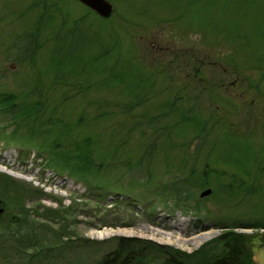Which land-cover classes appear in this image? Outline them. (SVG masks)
Segmentation results:
<instances>
[{
    "label": "trees",
    "instance_id": "trees-1",
    "mask_svg": "<svg viewBox=\"0 0 264 264\" xmlns=\"http://www.w3.org/2000/svg\"><path fill=\"white\" fill-rule=\"evenodd\" d=\"M162 1L174 5L170 7L172 12L163 11L152 23L179 24L185 34L195 32L210 45L216 43L217 46L224 42L228 48L225 54L235 67L237 61L230 56L244 53L242 51L246 46H253L256 40L242 31L235 17H225L224 21L220 19L225 12L215 11L217 0ZM236 1L232 0V4ZM73 2L78 0L27 1L25 10H31L34 14L32 24L28 31L17 35L11 50L8 47L6 49L14 59L35 66L37 76L33 75L34 79L29 80L26 87L8 89L1 86V140L34 148L38 155L44 156L46 166L83 181L99 196L109 191L117 195L124 193L120 184L106 186L105 182L109 169L120 163L129 169L142 171L146 181H152L148 168L141 163L144 158L148 161L158 145L162 149L160 152H165L166 162L172 163L174 167L177 165L178 171L181 170L180 160L184 162L192 156L193 163L187 166L184 175L185 182L190 185H211L214 192H224L228 199H232L231 195L240 194V200L264 187V147L258 149L261 156L257 158L258 151L244 136L239 137L230 124L224 130L216 131L198 167L195 163L198 151L208 130L213 127L210 125L204 131L205 123L209 119L217 123L219 117L210 109L207 111L209 116L204 115L203 105L193 100L198 95L186 92L185 85L176 89L169 84L155 87L153 81L162 70H146L138 60L118 58L116 41H109L108 44L101 40V29L99 31L91 20L92 16H96L92 9L84 6L85 12L75 18L71 15L72 19L68 20L69 6ZM49 26L52 29L43 35ZM258 34L264 39V32ZM74 40L79 41L77 50L63 52V43ZM41 48L43 53L39 57ZM260 57H263V64L251 68H258L263 74L264 51ZM140 65L141 76L137 74V66ZM132 67L135 68L134 72ZM197 68L192 67L195 73L198 72ZM235 69L238 71L239 68ZM30 77L32 75L27 74L25 81ZM144 81L149 83L144 84ZM110 89L115 95L120 94V97L124 94L129 96L119 100L104 98ZM151 97L154 102L146 109L143 105ZM112 105L117 108H111ZM213 110H216V106ZM164 118H171V121L161 122ZM147 127L151 128V137L144 141L148 134ZM133 131L139 141H132V145H129L131 138L135 140L134 135L130 134ZM136 144L142 148L137 157L129 148ZM189 145H194L193 149H196L190 150ZM219 161L236 170H224L218 165ZM257 179H260V183ZM141 183L133 180L125 189L133 191ZM164 188L174 190L179 198L182 195L173 184L165 185ZM34 191V188L25 186L7 174L0 175V204L17 207L10 217L0 220V231L10 230L14 240L21 241L19 246L23 248L26 245L20 228L22 224L29 226V222L23 220L27 216L23 198ZM194 206L198 208L196 202ZM45 209L53 210L49 207ZM221 221L227 224V228L222 226L226 230L192 252L159 244L148 238L118 236L113 247L90 264H254L251 259V240L255 234L236 232L234 228L238 223H244L243 227L261 228L264 227V218L256 217L242 222L227 216ZM82 241L79 244H87Z\"/></svg>",
    "mask_w": 264,
    "mask_h": 264
},
{
    "label": "rangeland",
    "instance_id": "rangeland-1",
    "mask_svg": "<svg viewBox=\"0 0 264 264\" xmlns=\"http://www.w3.org/2000/svg\"><path fill=\"white\" fill-rule=\"evenodd\" d=\"M27 1L0 0V88L2 85L8 89L26 87L29 80L34 79L33 75H36L35 66L14 59L8 53L17 35L28 31L32 24L34 14L31 10H25ZM109 1L112 4L110 15L102 19L104 16L93 10L96 16H92L91 20L96 23L97 29H101L102 41L108 44L109 41H116L117 57L138 60L146 70H162L153 81L155 87L169 84L177 88L185 85L186 92L198 95L193 100L203 105L204 115L209 116L207 111L210 109L219 117L217 123L211 119L205 123L204 131L210 125L213 127L208 130L198 151L196 165L199 167L202 164L216 131L224 130L229 124L239 137L244 136L253 149L258 151L256 155L260 158L258 149L264 147V73L251 66L263 64V57L259 56L264 51V39L258 33L264 32V0H235L233 4L232 0L216 2L215 11L225 12L220 16L222 21L225 17H235L242 31L256 38L253 42L255 49L248 45L242 51L244 53L230 56L237 61L236 67L230 64V58L225 54L228 48L224 42L217 46L216 43L210 45L203 42L201 35L195 32L185 34L179 24L152 23L163 11L172 12L170 7L174 5L171 2ZM78 2L69 6L68 20L71 15L75 18L85 12L86 5ZM51 27H47L43 35ZM78 47V40L65 41L63 52L70 49L74 51ZM38 52L40 57L43 49ZM193 66H198L197 73L193 71ZM141 67L137 66L139 76L142 75ZM234 67L239 68L238 71ZM27 74L32 77L25 81ZM38 83L42 86V83ZM114 93L110 89L102 95L109 100L129 96L124 94L120 97V94ZM152 98L143 105L146 109L152 106ZM215 106L216 110H213ZM110 107L117 108L116 105ZM150 110L152 112V107ZM170 121L171 118L161 120ZM150 131L151 128L147 127L148 134L144 141L151 137ZM130 134L134 135L135 140L131 138L129 145H132V141H139L134 131ZM129 148L136 153V157L142 150L137 144ZM189 148L196 149H193L194 145H189ZM161 150L158 145L154 149L155 154L153 152L147 162L144 158L141 163L148 168L152 181H146L142 171L129 169L120 163L109 169L105 182L106 186L120 184L124 193L117 195L109 191L99 196L83 181L46 166L44 156L38 155L34 148L5 143L0 139V175L7 174L35 189L23 198V205L27 208V216L23 220L29 222V226L22 224L20 232L26 246L20 247L21 241L14 240L10 230L2 229L0 264H90L113 247L118 236L148 238L159 244L192 252L226 230L227 224L220 222L227 216L242 222L256 217L264 218V187L252 192L246 199L240 200V194L231 195L232 199H228L224 192H214L211 185L199 187L185 182L184 175L187 166L193 163L192 156L190 160H180L181 170L178 171L177 165L174 167L172 163L166 162L165 152L161 153ZM122 155L126 156V153ZM218 165L228 172L236 170L222 161ZM260 179H257L259 183ZM133 180L142 183L134 187L133 191H127L125 187L128 188ZM172 184L180 190V198L174 190L164 188ZM206 187L210 188V192L200 195ZM184 193L186 195L183 196ZM195 202L198 208L194 206ZM5 205L0 204L1 221L17 209L16 206ZM243 225L238 223L234 230L255 234L251 240L252 259L260 228ZM82 240L87 244H79Z\"/></svg>",
    "mask_w": 264,
    "mask_h": 264
},
{
    "label": "water",
    "instance_id": "water-1",
    "mask_svg": "<svg viewBox=\"0 0 264 264\" xmlns=\"http://www.w3.org/2000/svg\"><path fill=\"white\" fill-rule=\"evenodd\" d=\"M87 7L94 10L98 15L107 17L112 11V4L109 0H78ZM210 192V188L206 187L201 192L200 195H205ZM252 261L254 264H264V227H261L256 245L252 252Z\"/></svg>",
    "mask_w": 264,
    "mask_h": 264
},
{
    "label": "bare ground",
    "instance_id": "bare-ground-1",
    "mask_svg": "<svg viewBox=\"0 0 264 264\" xmlns=\"http://www.w3.org/2000/svg\"><path fill=\"white\" fill-rule=\"evenodd\" d=\"M177 233V232H176Z\"/></svg>",
    "mask_w": 264,
    "mask_h": 264
}]
</instances>
